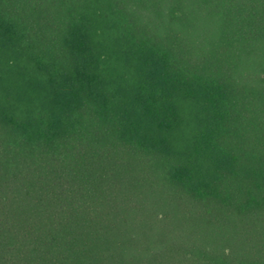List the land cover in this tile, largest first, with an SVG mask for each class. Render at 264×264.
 <instances>
[{
  "label": "trees",
  "instance_id": "16d2710c",
  "mask_svg": "<svg viewBox=\"0 0 264 264\" xmlns=\"http://www.w3.org/2000/svg\"><path fill=\"white\" fill-rule=\"evenodd\" d=\"M0 264H264V0H0Z\"/></svg>",
  "mask_w": 264,
  "mask_h": 264
}]
</instances>
